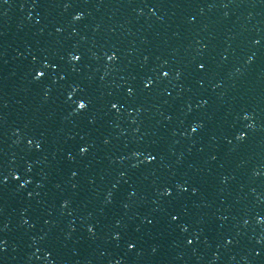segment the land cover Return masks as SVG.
Here are the masks:
<instances>
[{"label":"water","instance_id":"1","mask_svg":"<svg viewBox=\"0 0 264 264\" xmlns=\"http://www.w3.org/2000/svg\"><path fill=\"white\" fill-rule=\"evenodd\" d=\"M0 264H264V0H0Z\"/></svg>","mask_w":264,"mask_h":264}]
</instances>
